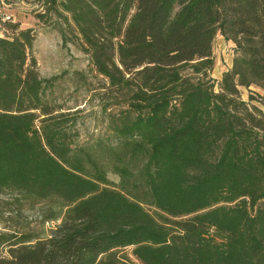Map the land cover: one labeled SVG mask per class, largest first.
Wrapping results in <instances>:
<instances>
[{
    "label": "trees",
    "instance_id": "obj_1",
    "mask_svg": "<svg viewBox=\"0 0 264 264\" xmlns=\"http://www.w3.org/2000/svg\"><path fill=\"white\" fill-rule=\"evenodd\" d=\"M60 5L127 108L109 139L76 143L32 29L0 15V193L59 221L0 232V264H264V108L242 98L264 88V0ZM218 33L234 54L216 83Z\"/></svg>",
    "mask_w": 264,
    "mask_h": 264
},
{
    "label": "rangeland",
    "instance_id": "obj_2",
    "mask_svg": "<svg viewBox=\"0 0 264 264\" xmlns=\"http://www.w3.org/2000/svg\"><path fill=\"white\" fill-rule=\"evenodd\" d=\"M60 1L50 6L42 0H0V15L6 19L10 17L9 21L19 23L21 28L32 29L35 36L32 53L37 60V69L41 77L53 82L45 99L58 110L56 113L68 115L67 125L76 132L75 142L109 139L113 135L112 122L123 116L127 104L106 92L109 91L106 88L108 79L97 70L89 53L83 49L78 25ZM10 32L0 19V34ZM229 46L218 33L214 41V64L208 70L211 81H220L223 72L230 67L234 52ZM242 98L264 108L262 86L242 88ZM109 176L119 181L114 173ZM57 223L59 221L44 222L42 203L32 207L17 194L0 193V232L31 231L48 235ZM131 250V247L126 249L127 253Z\"/></svg>",
    "mask_w": 264,
    "mask_h": 264
},
{
    "label": "built area",
    "instance_id": "obj_3",
    "mask_svg": "<svg viewBox=\"0 0 264 264\" xmlns=\"http://www.w3.org/2000/svg\"><path fill=\"white\" fill-rule=\"evenodd\" d=\"M7 18H9V17H7Z\"/></svg>",
    "mask_w": 264,
    "mask_h": 264
},
{
    "label": "crops",
    "instance_id": "obj_4",
    "mask_svg": "<svg viewBox=\"0 0 264 264\" xmlns=\"http://www.w3.org/2000/svg\"><path fill=\"white\" fill-rule=\"evenodd\" d=\"M231 56H233V55H231Z\"/></svg>",
    "mask_w": 264,
    "mask_h": 264
}]
</instances>
